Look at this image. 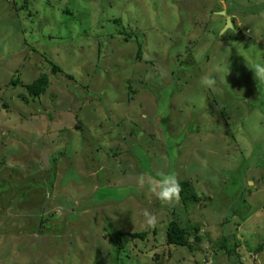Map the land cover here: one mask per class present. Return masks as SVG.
Instances as JSON below:
<instances>
[{
    "label": "rangeland",
    "instance_id": "1",
    "mask_svg": "<svg viewBox=\"0 0 264 264\" xmlns=\"http://www.w3.org/2000/svg\"><path fill=\"white\" fill-rule=\"evenodd\" d=\"M257 63L264 0H0V264H264ZM159 171L195 202L136 184ZM172 219L190 247L165 243Z\"/></svg>",
    "mask_w": 264,
    "mask_h": 264
},
{
    "label": "trees",
    "instance_id": "2",
    "mask_svg": "<svg viewBox=\"0 0 264 264\" xmlns=\"http://www.w3.org/2000/svg\"><path fill=\"white\" fill-rule=\"evenodd\" d=\"M225 14H228V12L226 11ZM232 22V19H230ZM113 23H118L119 19L118 18H114L112 20ZM130 34V36H129ZM125 36L124 34V40L126 38V40L128 38L131 37V33H129ZM135 43H136V48H135V56L134 58L137 60H141V42H139L137 40V38H135ZM55 69L60 70L58 66H54L52 68V70L54 71ZM14 82V81H13ZM47 76L44 73H40L38 74L34 79H32L30 82L25 83L24 84V89L25 92L28 96L30 97H34L37 95H40L41 93L44 92L46 86H47ZM180 185H181V191H180V200L187 205V203H194L196 198L193 194V192L191 191V186L188 182H186L185 180L183 181H179ZM197 225H192L190 228L193 231H197ZM164 234H165V243L167 245H174V246H189L188 244V240L190 237V233L188 231L187 228L181 226L177 221H175L174 219L170 220L164 229ZM145 235V232H131L129 233V236L131 237H138V238H143ZM194 241H198L199 240V235L198 234H194L193 237ZM219 244L217 245L218 248H223L225 247V243H226V239L222 238L221 240H219ZM190 247V246H189ZM120 243L119 240L116 242L115 245V249H114V262L116 263V260L119 256V252H120ZM234 249V247H232L229 250H225L227 253L232 252V250ZM256 251H258V247L255 249Z\"/></svg>",
    "mask_w": 264,
    "mask_h": 264
},
{
    "label": "clouds",
    "instance_id": "3",
    "mask_svg": "<svg viewBox=\"0 0 264 264\" xmlns=\"http://www.w3.org/2000/svg\"><path fill=\"white\" fill-rule=\"evenodd\" d=\"M250 69L256 81H264V64L257 63ZM198 83L209 90H214L216 87V80L210 74L202 75ZM136 184L141 189L146 188L150 196L155 197L162 205L174 206L180 200L181 185L173 173L163 171H159L155 175L141 173L136 177ZM140 214L143 217L141 227L144 230L155 227L158 220L154 213L144 209Z\"/></svg>",
    "mask_w": 264,
    "mask_h": 264
},
{
    "label": "water",
    "instance_id": "4",
    "mask_svg": "<svg viewBox=\"0 0 264 264\" xmlns=\"http://www.w3.org/2000/svg\"><path fill=\"white\" fill-rule=\"evenodd\" d=\"M217 13L220 14V15H224V11H219V12H217ZM231 26H232V25H231L230 17H229V16H225V18H224V25H223V27H222L221 32L224 31V30L227 29V28H230Z\"/></svg>",
    "mask_w": 264,
    "mask_h": 264
}]
</instances>
